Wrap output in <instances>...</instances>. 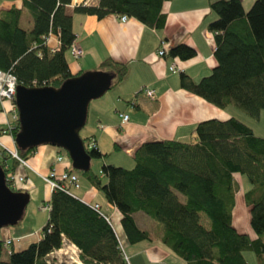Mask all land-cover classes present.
Returning a JSON list of instances; mask_svg holds the SVG:
<instances>
[{"label":"trees","instance_id":"obj_1","mask_svg":"<svg viewBox=\"0 0 264 264\" xmlns=\"http://www.w3.org/2000/svg\"><path fill=\"white\" fill-rule=\"evenodd\" d=\"M169 1L98 0L95 6H76L74 13L97 20L125 16L162 30L166 23L162 9ZM70 4L72 0H23L21 9L0 10V71L13 75L16 87L57 89L83 74L72 73L67 62L76 41L72 16L66 12ZM209 8L216 15L208 25L214 35L216 66L196 83L181 73L180 87L218 109L231 107L257 121L264 111V0H254L248 12L241 0H214ZM49 34L57 39L55 47L45 41ZM159 51H163L160 57L167 54L181 61L197 54L185 44L167 53ZM101 67L111 69V88L127 74L125 64L111 59ZM18 132L16 119L10 131L13 139ZM192 138L190 143L142 144L134 154L133 168L101 167L105 182L91 168L80 174L120 212L123 233L131 244L157 240L186 264H247L244 253L248 251L264 264V138L234 117L199 122ZM82 140L92 159L103 157L96 147L89 149L90 140ZM36 149L18 150V154L27 161ZM0 166L8 173L1 161ZM10 171L14 173V168ZM237 175L249 182L243 198L254 238L233 227ZM71 189L77 188L71 187V194L51 192L37 243L14 252L0 241V264H47V255L58 250L63 239L78 248L83 264H126L110 220L75 198ZM138 213L156 225L140 229L133 217ZM5 248L9 249L6 260Z\"/></svg>","mask_w":264,"mask_h":264},{"label":"crops","instance_id":"obj_2","mask_svg":"<svg viewBox=\"0 0 264 264\" xmlns=\"http://www.w3.org/2000/svg\"><path fill=\"white\" fill-rule=\"evenodd\" d=\"M91 1L94 5L98 3V0ZM210 1L214 0H171L165 3L162 11L166 14V23L162 30L148 28L134 19L121 22L117 16L97 20L95 17L75 14L73 4L66 7L67 14L73 19L75 44L82 51V56L77 60L73 59L70 51L67 53V62L72 73L104 71L110 74L111 69L101 67L107 59L127 66V74L121 82L115 84L101 98L90 102L85 126L79 133L81 139L95 140L96 148L103 155L100 159L91 160V169L94 160L97 170L92 171L99 174L104 182L106 179L101 175L103 165L133 168L134 154L144 143H190L193 141L194 126L202 121L238 118L251 128L255 136L264 138V132L256 131L264 111L257 121L245 116L243 120L242 116L236 117L237 114L230 110L231 107L218 109L180 87L181 73L196 83L210 75L216 66L214 35L208 30V25L216 20V15L209 8ZM22 4L23 0H0V10L12 7L21 9ZM25 18L26 15L23 17L24 22ZM49 43L52 47L58 44L55 38ZM178 44L194 48L196 56L191 60L181 61L167 54L162 57L158 55L159 50L167 53ZM173 67L176 71L172 70ZM147 89L153 91L152 98L146 96ZM15 110L13 102H0V161L8 170L7 175L14 168V174L24 178L22 183L16 184L15 190L29 192L30 195L36 192L38 199L35 201L37 200L38 209L43 211L41 207L48 205L51 196V190L43 177L51 170L58 174L72 171L71 162L62 151L47 145L36 149L27 160V166H21L12 159L8 151L17 149L10 133L15 126ZM123 115L128 116L125 123L122 122ZM59 154H64L61 162L56 161ZM76 174L79 187L71 189L72 195L74 191L76 193L73 196L84 204L99 206L101 212L110 220L117 237L123 239L129 264H186L157 240L129 243L120 224V212L80 172ZM81 179L85 180L86 185L81 184ZM36 181H40L38 186L35 185ZM133 217L140 229L148 230L146 225L141 224V221L147 222L143 214L138 213ZM29 221L26 224L19 222L16 226L2 228L0 241L11 240L10 249L14 252L37 243L44 218L36 213L31 218V224Z\"/></svg>","mask_w":264,"mask_h":264},{"label":"water","instance_id":"obj_3","mask_svg":"<svg viewBox=\"0 0 264 264\" xmlns=\"http://www.w3.org/2000/svg\"><path fill=\"white\" fill-rule=\"evenodd\" d=\"M113 76L97 71L66 80L59 88H24L17 86L14 97L19 132L18 150L52 146L63 150L71 167L78 172L91 168V156L85 151L79 133L84 128L91 101L111 89ZM29 201L26 193L11 191L0 166V230L16 226Z\"/></svg>","mask_w":264,"mask_h":264},{"label":"built area","instance_id":"obj_4","mask_svg":"<svg viewBox=\"0 0 264 264\" xmlns=\"http://www.w3.org/2000/svg\"><path fill=\"white\" fill-rule=\"evenodd\" d=\"M91 0H72V4L74 6H79V5H84V6H89L92 5ZM119 20L121 22H126L127 18L125 16L120 17ZM52 38H55L52 34H49L45 41H50ZM56 39V38H55ZM57 40V39H56ZM72 49V55L75 59H78L82 56V51L81 49L74 43L71 46ZM159 56L163 55V51H159ZM173 71H176L175 67L172 68ZM16 93V79L13 75L9 73H5L0 71V102L3 103L5 101H14ZM145 94L147 97L152 98L153 97V91L152 90H145ZM15 113V112H14ZM16 114V113H15ZM16 116V115H15ZM128 120L127 115L122 116V122L125 123ZM89 149H93L96 147L95 140L91 139L89 141ZM9 156L16 160L19 165L21 166H27V163L25 160H23L18 152L15 151H8ZM57 162L63 161V156L59 155L56 158ZM44 182L49 186L51 192L54 190H61L64 191L67 194L70 193V188H78V177L76 174L72 172H63L61 174L56 173L55 170H51L45 177H43ZM7 183L10 185L11 188H15L16 184L22 183L24 181V178L22 177H17L15 174H9L6 177ZM92 209L96 212H100V208L98 205L92 206ZM41 210H49V205H45L41 207ZM102 215V214H101ZM105 220L109 222V219L104 216ZM12 244L11 240H6L4 242V245L6 247L10 246ZM118 245L119 249L122 253V257L126 264H129L128 258L124 252V246L121 240L118 238ZM46 262L47 264H83L81 260L79 259V250L78 248L63 239L62 245L58 250H55L51 252L49 255L46 257Z\"/></svg>","mask_w":264,"mask_h":264},{"label":"rangeland","instance_id":"obj_5","mask_svg":"<svg viewBox=\"0 0 264 264\" xmlns=\"http://www.w3.org/2000/svg\"><path fill=\"white\" fill-rule=\"evenodd\" d=\"M90 2H92V1H90ZM253 2H254V0H241L242 6H243V9L245 12H248L250 10V8L253 5ZM67 57H68V55H67ZM230 110H232L233 112H236L235 113V114H237L236 117L242 116L241 118L243 120H244L243 116L247 117L246 115H244L243 113H241L240 111H238L234 108H232ZM238 114H240V115H238ZM247 118H249V117H247ZM236 119H238V118H236ZM249 119H251V118H249ZM243 123L245 125H247L245 122H243ZM257 128H256V131L258 133L264 132V114L262 115V121H260ZM92 170L93 171L97 170L96 161H94V160L92 162ZM236 180L239 183V188H238V191H237L236 197H235V207L233 210V216H234L233 217V227L239 233L247 234L251 238H254L255 235L253 234V232L250 228V225H249V209L246 207V205L244 203V198H243L244 193L250 188L249 182L247 181V179L245 177H242L239 175L236 176ZM39 184H40V181L35 182L36 186H38ZM81 184L86 185L85 180L81 179ZM74 193H76V192L73 191V195H74ZM26 194L29 196V201H28V203L25 207V210H24V214L22 217L23 220H21L20 223L26 224V221H28V220L31 221V218L32 217L34 218V216H36V213H38V214H41L42 218H44V222H43V226H42V228H43L45 223H46L47 217H48V211H46V210L40 211L38 209V206H37L38 204L36 203L37 200L35 201V199H38V197H36V194H37L36 192H34L35 195L34 194L30 195L29 192H27ZM145 218H146L147 222L144 223L143 221H141V224L146 225L145 226V227H147L146 229L149 230L152 227V225H154V224L156 225V223L153 222L148 217H145ZM30 221H29V224H31ZM121 240L124 244L123 239H121ZM8 251L9 250H6V249H4V251H3V259H5V260L7 259ZM244 257H245L247 264H258L257 259L255 257V254L253 252H251V251L245 252Z\"/></svg>","mask_w":264,"mask_h":264}]
</instances>
